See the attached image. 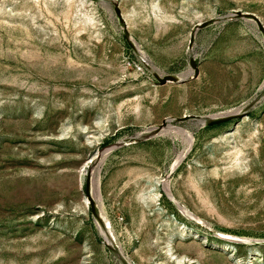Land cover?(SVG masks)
<instances>
[{"label":"rangeland","instance_id":"1","mask_svg":"<svg viewBox=\"0 0 264 264\" xmlns=\"http://www.w3.org/2000/svg\"><path fill=\"white\" fill-rule=\"evenodd\" d=\"M252 16L264 0H0V264H264Z\"/></svg>","mask_w":264,"mask_h":264},{"label":"water","instance_id":"2","mask_svg":"<svg viewBox=\"0 0 264 264\" xmlns=\"http://www.w3.org/2000/svg\"><path fill=\"white\" fill-rule=\"evenodd\" d=\"M237 16H243V13L242 12H238ZM257 21L260 24L259 28L261 29V31L264 30V25H263L262 21L260 19L257 20ZM207 26H208V23H206V22L205 23H201L200 25L197 26V30L204 29ZM195 35H196V31L191 34L190 43H189L190 44V48H192L194 43H195ZM191 65L196 70V73H198L199 72V66H198L197 62L195 60H192L191 61ZM170 79H171V76L166 77L164 79V83H169ZM186 119H187V117H184L182 120H186Z\"/></svg>","mask_w":264,"mask_h":264},{"label":"bare ground","instance_id":"3","mask_svg":"<svg viewBox=\"0 0 264 264\" xmlns=\"http://www.w3.org/2000/svg\"><path fill=\"white\" fill-rule=\"evenodd\" d=\"M248 15V14H247ZM252 18H254V22H256V24H257V26L258 27H260L259 25V22L257 21V20H259V18L258 17H256V16H252ZM263 23V22H262ZM263 25H264V23H263ZM262 32H264V30H262ZM174 81H178V77L177 76H171V79H170V81H169V83H173ZM183 212L184 213H188V211H187V209L185 208V207H183ZM190 215H191V213H190ZM193 218V217H192ZM110 235H109V237H110V241H112V236H111V232L109 231L108 232ZM223 239H225V240H232V241H235L234 239H233V237L232 236H229V235H224L223 237H222Z\"/></svg>","mask_w":264,"mask_h":264}]
</instances>
